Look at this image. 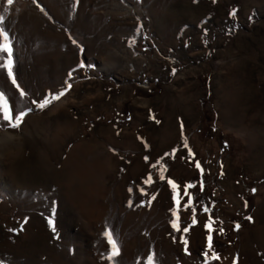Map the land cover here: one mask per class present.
Returning a JSON list of instances; mask_svg holds the SVG:
<instances>
[{
    "label": "rangeland",
    "instance_id": "374dc122",
    "mask_svg": "<svg viewBox=\"0 0 264 264\" xmlns=\"http://www.w3.org/2000/svg\"><path fill=\"white\" fill-rule=\"evenodd\" d=\"M0 16L26 95L3 69L0 92L28 113L0 124V264H264V0H0Z\"/></svg>",
    "mask_w": 264,
    "mask_h": 264
},
{
    "label": "snow or ice",
    "instance_id": "6c2138e0",
    "mask_svg": "<svg viewBox=\"0 0 264 264\" xmlns=\"http://www.w3.org/2000/svg\"><path fill=\"white\" fill-rule=\"evenodd\" d=\"M7 4L11 6L13 4V0H6ZM215 2V0H213ZM7 11V9H5ZM235 15V13H232ZM4 21V17L0 16V69L6 70L7 72V77L11 80V83L17 87L19 90V95L20 97H24L26 93L20 89V86L17 84V79L13 73V51H12V46H11V41L8 33L6 30L2 27ZM73 43H76L73 41ZM6 54V58L4 56ZM80 67H84L83 64L80 65ZM72 85L68 84L67 88L71 89ZM65 95L64 91L59 92L58 94L51 95L50 98H44L42 102L37 104V107L40 109H44L47 106H49L53 101H58ZM33 103H36V101H33ZM27 112L20 111L18 114L14 113V109L9 106V101L6 98L5 94L3 92H0V124H5L6 126L10 127L12 129H18L21 124L24 122L25 117L27 116ZM181 129L183 130V125H181ZM184 146L187 147V141L185 140ZM191 154V152H189ZM196 167L198 169L201 168L200 163H196ZM202 171V170H201ZM160 179H164L163 172H161ZM168 183L171 185L173 192H176L177 186L172 182L168 181ZM193 185L189 184L187 185V188H192ZM185 194L187 195V189H185ZM173 199H176V196H173ZM205 211H208V209H205ZM173 216H176V212H173ZM247 219L251 220V217H247ZM212 220L209 219L208 224L206 225V228L208 230L209 235L207 236V249L208 251L203 252V256L205 258V261H208L209 258V252H212V260H218L219 257L218 255L213 251V237L211 235V232L213 231L211 225H212ZM48 225L52 229V231L55 233L56 228L54 226L53 220L51 218L48 219ZM240 226L236 225V228L238 229ZM173 228H176V223L173 222ZM179 230V229H177ZM185 232L188 231V229H184ZM222 231V229H221ZM104 237L106 238L108 244L110 245L111 248V255L107 257L109 260H113L115 257H117L120 254V250L118 247L117 242L113 239L112 233L111 232H104L103 233ZM185 245L187 244V241H183ZM187 250V249H186ZM148 264H154V257H149L148 258Z\"/></svg>",
    "mask_w": 264,
    "mask_h": 264
},
{
    "label": "trees",
    "instance_id": "16d2710c",
    "mask_svg": "<svg viewBox=\"0 0 264 264\" xmlns=\"http://www.w3.org/2000/svg\"><path fill=\"white\" fill-rule=\"evenodd\" d=\"M233 226H234L235 230H237L236 225H233Z\"/></svg>",
    "mask_w": 264,
    "mask_h": 264
},
{
    "label": "bare ground",
    "instance_id": "6f19581e",
    "mask_svg": "<svg viewBox=\"0 0 264 264\" xmlns=\"http://www.w3.org/2000/svg\"><path fill=\"white\" fill-rule=\"evenodd\" d=\"M125 7V5H123V8Z\"/></svg>",
    "mask_w": 264,
    "mask_h": 264
}]
</instances>
